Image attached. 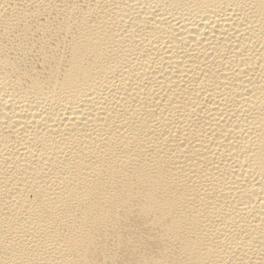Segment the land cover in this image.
<instances>
[{"label": "bare ground", "instance_id": "1", "mask_svg": "<svg viewBox=\"0 0 264 264\" xmlns=\"http://www.w3.org/2000/svg\"><path fill=\"white\" fill-rule=\"evenodd\" d=\"M0 264H264V0H0Z\"/></svg>", "mask_w": 264, "mask_h": 264}]
</instances>
